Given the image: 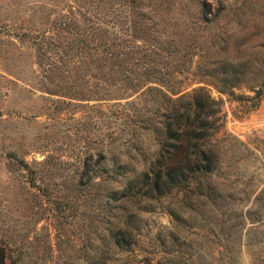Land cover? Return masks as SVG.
Instances as JSON below:
<instances>
[{"label": "rangeland", "instance_id": "1", "mask_svg": "<svg viewBox=\"0 0 264 264\" xmlns=\"http://www.w3.org/2000/svg\"><path fill=\"white\" fill-rule=\"evenodd\" d=\"M208 2L210 16L218 14L221 0ZM222 2L227 11L214 32L229 21L246 28H238L229 57L241 54L264 63V0ZM62 13L64 0H0L4 264H94L101 257L107 264H264V94L254 98L248 85L235 88V95L219 92L213 79L197 73V56L190 72L179 76L177 91L205 87L221 101L219 129L211 141L219 156L211 177L179 185L158 199L136 197L117 211L111 192L123 188L126 179L116 183L111 173L96 175L99 141L109 142L113 130L110 121L103 132L96 124L113 102L92 99L67 108L64 99L49 96L35 49L29 37L21 38L44 31ZM115 154L108 153L101 164L112 169ZM142 168V162H133L128 174ZM117 214L124 225L132 216L125 241L133 244L125 251L109 238Z\"/></svg>", "mask_w": 264, "mask_h": 264}, {"label": "trees", "instance_id": "2", "mask_svg": "<svg viewBox=\"0 0 264 264\" xmlns=\"http://www.w3.org/2000/svg\"><path fill=\"white\" fill-rule=\"evenodd\" d=\"M220 5L210 16L208 0H64V13L44 31L22 34L35 49L49 96L64 99L67 108L92 99L113 102L96 124L100 132L108 121L113 126L111 140L99 141L96 175L111 173L116 183L126 179L123 188L111 192L117 211L136 197L158 199L179 185L211 177L219 156L211 141L219 129L221 101L205 87L177 91L179 76L190 72L197 56V73L213 79L219 92L235 95V88L248 85L254 98L263 96V61L229 57L238 28L243 32L245 26L229 21L214 32L227 11L225 2ZM110 152L117 153L112 169L101 164ZM139 161L143 168L128 174L129 164ZM84 162L89 168V159ZM130 218L124 225L117 214L109 229V238L124 251L133 244L125 241ZM4 257L0 249V264ZM93 263L107 264L102 257Z\"/></svg>", "mask_w": 264, "mask_h": 264}]
</instances>
